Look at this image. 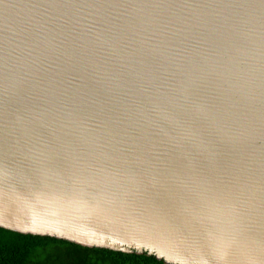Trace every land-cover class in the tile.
<instances>
[{"label": "water", "instance_id": "1", "mask_svg": "<svg viewBox=\"0 0 264 264\" xmlns=\"http://www.w3.org/2000/svg\"><path fill=\"white\" fill-rule=\"evenodd\" d=\"M0 174L94 187L207 264H264V0H0Z\"/></svg>", "mask_w": 264, "mask_h": 264}, {"label": "clouds", "instance_id": "2", "mask_svg": "<svg viewBox=\"0 0 264 264\" xmlns=\"http://www.w3.org/2000/svg\"><path fill=\"white\" fill-rule=\"evenodd\" d=\"M0 227L56 235L89 246H104L106 240L111 241L109 247L118 242L135 243L137 250L146 247L149 253L155 251L174 264H207L202 258L186 255L177 242L147 230L122 203L94 187L62 188L41 182L39 188L29 186L21 191L0 174ZM217 260L224 264L225 256L219 255Z\"/></svg>", "mask_w": 264, "mask_h": 264}, {"label": "trees", "instance_id": "3", "mask_svg": "<svg viewBox=\"0 0 264 264\" xmlns=\"http://www.w3.org/2000/svg\"><path fill=\"white\" fill-rule=\"evenodd\" d=\"M0 264H165L146 255L86 248L0 228Z\"/></svg>", "mask_w": 264, "mask_h": 264}]
</instances>
